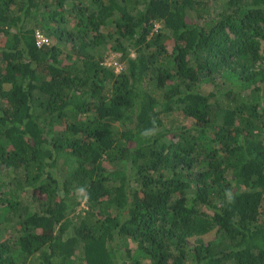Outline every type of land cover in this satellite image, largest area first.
<instances>
[{
    "label": "trees",
    "instance_id": "1",
    "mask_svg": "<svg viewBox=\"0 0 264 264\" xmlns=\"http://www.w3.org/2000/svg\"><path fill=\"white\" fill-rule=\"evenodd\" d=\"M0 264H264V0H0Z\"/></svg>",
    "mask_w": 264,
    "mask_h": 264
},
{
    "label": "rangeland",
    "instance_id": "2",
    "mask_svg": "<svg viewBox=\"0 0 264 264\" xmlns=\"http://www.w3.org/2000/svg\"><path fill=\"white\" fill-rule=\"evenodd\" d=\"M104 56H105V64L110 67H113L116 73H119L122 70L124 64L121 61L122 55L120 53L112 51L108 46L106 51H104ZM82 207H84V204H82L80 208ZM214 237H215V232H210L204 236H201L200 238H202L205 242H208L214 239ZM190 241L194 244L196 238L195 237L191 238Z\"/></svg>",
    "mask_w": 264,
    "mask_h": 264
},
{
    "label": "built area",
    "instance_id": "3",
    "mask_svg": "<svg viewBox=\"0 0 264 264\" xmlns=\"http://www.w3.org/2000/svg\"><path fill=\"white\" fill-rule=\"evenodd\" d=\"M40 32H38V37H39V42H44L46 41L47 39L42 35V34H39Z\"/></svg>",
    "mask_w": 264,
    "mask_h": 264
}]
</instances>
